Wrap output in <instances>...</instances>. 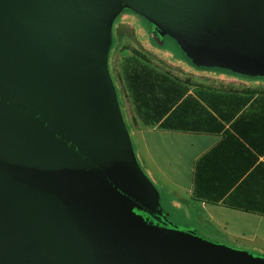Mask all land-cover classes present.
Instances as JSON below:
<instances>
[{"label": "water", "instance_id": "1", "mask_svg": "<svg viewBox=\"0 0 264 264\" xmlns=\"http://www.w3.org/2000/svg\"><path fill=\"white\" fill-rule=\"evenodd\" d=\"M124 7L264 78V0H0V264H264L160 217L108 69Z\"/></svg>", "mask_w": 264, "mask_h": 264}, {"label": "crops", "instance_id": "2", "mask_svg": "<svg viewBox=\"0 0 264 264\" xmlns=\"http://www.w3.org/2000/svg\"><path fill=\"white\" fill-rule=\"evenodd\" d=\"M212 74L221 79L170 76L166 105L180 100L166 128L160 126L165 118L144 125L127 92L130 130L121 111L136 160L158 198L161 193L169 208L193 215L203 228L232 233L234 220L264 225V78Z\"/></svg>", "mask_w": 264, "mask_h": 264}, {"label": "rangeland", "instance_id": "3", "mask_svg": "<svg viewBox=\"0 0 264 264\" xmlns=\"http://www.w3.org/2000/svg\"><path fill=\"white\" fill-rule=\"evenodd\" d=\"M112 35L108 69L116 88L118 100H120V109H124V118L129 113L126 109V92L128 93L127 97H129L133 105V111L137 114L134 100L129 92L126 80L127 72L132 69H152L158 75L168 79H171L174 74H181V76L188 78L194 77L192 74H196L199 80L201 79L206 82L221 79V76L212 73H232L215 68L195 67L179 43L155 23L139 16L129 7H124L119 16L115 18ZM135 49L149 55L153 59L154 64L146 63L136 56L134 53ZM159 63L164 68L156 65ZM244 77L249 79L248 76ZM126 122L130 130L129 123L133 127V122L130 120V117L126 118ZM160 194L157 202L158 213L162 220L173 229H190L201 238L230 249L264 255V225L244 224L240 220H234L232 222L236 225L233 226L232 233L214 228L213 226L203 228L196 224L193 215L187 217L182 212L169 208L165 196ZM245 226L246 228H243ZM237 229L245 231L242 232Z\"/></svg>", "mask_w": 264, "mask_h": 264}, {"label": "trees", "instance_id": "4", "mask_svg": "<svg viewBox=\"0 0 264 264\" xmlns=\"http://www.w3.org/2000/svg\"><path fill=\"white\" fill-rule=\"evenodd\" d=\"M135 55L146 63L154 64L153 59L143 52L135 49ZM191 61V60H190ZM192 62V61H191ZM160 68L164 66L156 64ZM225 71V70H224ZM129 92L134 100L137 116L146 126L161 123L162 128L171 124V121L177 115V102L170 101L166 105V91H169V79L158 75L152 69H132L126 74ZM172 85V82L170 83ZM167 86V90H166ZM171 90V89H170ZM182 98V96H181ZM171 112V113H170ZM166 114H170L166 119Z\"/></svg>", "mask_w": 264, "mask_h": 264}]
</instances>
